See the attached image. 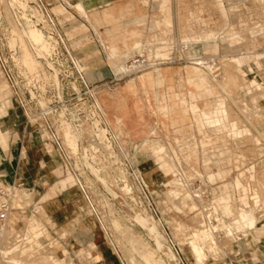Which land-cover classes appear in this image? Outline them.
<instances>
[{
    "label": "rangeland",
    "instance_id": "rangeland-1",
    "mask_svg": "<svg viewBox=\"0 0 264 264\" xmlns=\"http://www.w3.org/2000/svg\"><path fill=\"white\" fill-rule=\"evenodd\" d=\"M68 1L60 4L57 0H41V3L38 0H0V87L5 85L0 92V103L5 101L6 105H11L14 98L26 103L27 122L36 129L44 161L40 167L47 165L52 169L55 161H58L61 171L47 180L31 182L32 188L27 195L18 191L22 187L13 188L11 184L0 182V186L13 189V207L22 208L9 214V223H16L19 228L15 232L7 227L6 235L11 237L9 242H6V235L0 238V264H11L10 257L16 254L15 257L31 261L47 253L51 254L54 264H248L254 257V247H259L258 252L264 258V246L260 245L264 242V235L258 237L260 242L255 246H246L240 240L234 246V237H230L236 234L232 216H226L220 206V198L227 194L225 185L242 179L243 188L248 187L246 195L250 194L246 208H252L258 219L264 222V134L257 143L247 137L238 140L227 137L223 142L215 141L201 148L199 141L203 140V134L191 123L189 114L184 115V110L178 107V113L174 116L181 115L184 119L172 125L168 118L158 112V99L162 96L170 98L171 91L186 95L189 86L185 82L184 71L188 65L198 66L193 58L199 57L203 58L204 63L199 67L207 73H204L206 84H203L204 87L209 86L207 92L211 94L213 84L219 86L221 93L214 97L215 100L217 97L223 98L219 99L220 103L228 106L231 117H236L239 125H244L249 134L257 135L252 125L257 118L242 111L241 101L247 104L252 113L258 106L264 105L259 95V92H264V79L261 77L264 64V2L241 0L228 7L226 0H222L224 8L228 10L225 22L212 0H169L170 21L167 27L156 25L157 28L150 30L151 34H148V27L145 29L149 21L164 17L165 11L159 8L148 14L145 25L137 27L141 32L142 58L149 63L156 56L164 59L162 64L124 74L123 71L114 72L109 62L100 64V54L103 53H99L93 43L92 46L85 45L89 42L85 36L88 22L72 5H68ZM166 2L161 0L163 4L160 5L165 6ZM54 6H60L63 10L55 11ZM188 10L199 11L203 20H196L197 23H193L190 29L182 25ZM71 11L78 13L76 18L70 14ZM46 14L52 18V23ZM35 15L41 16L43 22L37 21ZM28 20L51 36V53L47 51L44 55H38L28 39L18 37L22 35V27H33L24 25ZM91 23L109 24L104 20ZM12 29H16L17 34ZM230 30L238 34L236 42L240 41V37L243 39L241 42L245 49H237L228 38H222ZM211 31L213 35L216 33L211 36L215 37L212 40L214 49L207 47L205 42L188 45L183 42L188 33L208 34ZM11 37L18 39L13 46L9 43ZM256 52L262 55L255 59ZM24 54L31 61L28 69L23 62ZM241 54L249 55L247 61L254 55L250 62L262 79L257 90H238L239 84L246 87L253 80L247 74H239L238 82L233 79L234 74L232 79L227 77L226 71L231 70L228 61L232 55ZM87 57L93 60V64H87ZM131 59L127 57L124 63L130 65ZM210 64L211 69H205ZM166 69L169 70L166 80L157 83V70ZM144 73H151L153 80L142 83L140 75ZM80 75L90 82L106 75L113 79L109 85L115 88L119 99H131L132 109L125 116L126 123L123 122L119 129L105 121L92 91L94 86H89L90 91L86 93ZM168 86H172V90ZM235 96L239 99H232ZM47 125L57 133L64 153L58 151L51 141ZM66 136L75 140L74 150L67 144ZM211 137L213 140L214 136ZM147 138H155L164 145L165 167L171 172L176 185L170 184L167 176L162 179L167 183L161 182L154 156L142 145ZM219 149L227 150L226 156L225 153L221 155ZM89 166L97 172L94 173ZM151 166L155 169H151ZM143 170H149L151 176L142 174ZM178 171L182 172V177ZM219 172L223 174L222 177L216 176ZM67 173L71 176L64 178ZM238 173H242L243 177H238ZM60 178L65 180L63 183L68 195L61 190L44 197ZM228 190V194L232 192L230 195H234L229 199L233 202L232 208H241L238 197L242 191ZM251 194L259 197L258 202L254 201L258 206L252 202L256 196L251 197ZM67 202H72L70 206L73 208L62 213L61 208ZM46 204L54 211V220L44 207ZM81 204L83 209L80 208ZM84 210L86 213H82ZM138 213L147 216L149 222H155L162 237L161 246L157 247L149 229L135 220ZM202 223L207 226L212 223L210 226L214 224L212 227L217 228L213 231L216 234L212 244L214 249H208V245L204 244L205 258L197 263L190 249V233L200 228ZM144 250L149 252L147 257L150 263L142 257ZM171 253L174 257L170 256ZM260 262L264 264L262 260Z\"/></svg>",
    "mask_w": 264,
    "mask_h": 264
},
{
    "label": "crops",
    "instance_id": "crops-1",
    "mask_svg": "<svg viewBox=\"0 0 264 264\" xmlns=\"http://www.w3.org/2000/svg\"><path fill=\"white\" fill-rule=\"evenodd\" d=\"M57 1L61 4V2L64 0ZM217 1L218 0H212V3L221 17ZM240 1L241 0H226V4L228 7H231L233 4H236ZM258 1L259 0H257V2ZM68 2L64 3L72 5L77 12L84 16V20L88 22L89 28L85 31V36L89 38V42L85 43V45L92 46L91 43H93L97 47V51L99 53H103L100 54V64H108V54L110 53L108 50H111V48L114 49L117 55L127 54L130 50H132L135 42H140L139 37L141 36V32L137 27L145 25L144 22L147 20L148 14L153 11V9H158V7L154 5L155 0H149V2L148 0H69ZM168 4L169 0H167L163 8L159 9L165 11V14H168L170 18ZM78 5L79 8L77 7ZM53 9L55 11L63 10V8L60 6H54ZM77 12L71 11L70 14L76 18L78 14ZM35 16L37 21L41 20L43 22L41 16ZM103 20L109 24L103 26L93 25L91 23L93 21L95 22ZM196 20L198 22L202 20L199 11L188 10L187 16L184 18L182 25L190 29L193 23H197ZM26 24L32 25L38 29L39 32H41L44 37V42L50 43L47 53H51V36L37 28L31 20H28L24 25ZM133 25H136V27H131ZM147 27L148 34H151L150 30L156 26L152 24V21H149L145 29ZM86 61L87 64H93V60L88 57ZM188 66L189 67L184 71L185 82L189 86V90L187 91L186 95L171 91L170 98L162 96L161 99H158V101H160V103L158 102V112H160L164 117L168 118L172 125L182 122L184 119V117L181 115L174 116L178 113V107L184 110V115L189 114V116H191V123L195 125L193 115L189 112V110H187L186 107L182 106L180 103V98L185 100L187 107L191 105L189 103H193L196 104L200 109H205L209 105L210 101H212L216 95L221 93L220 87L216 84L212 85V91L211 94H209L206 89L189 83L188 79L193 78L195 74L191 65ZM262 70L263 72H261V77L264 79V64ZM165 71L161 70L160 74L156 77L157 83L166 80V73H168L169 70L166 69ZM203 73L207 75L206 72L203 71ZM146 80L152 81V76L148 73L141 74L140 81L144 83ZM112 82L113 79L106 75L97 78L94 82L87 80L89 86H94L92 87V91L95 94L96 100L100 106V112L103 113L105 121L107 120L109 123H111L115 129H119L123 122L126 123L125 116L128 111H131L132 109V101L129 97L119 99V96L115 92V88L112 89L109 85ZM4 88L5 85L1 86L0 92ZM168 88L172 90V86H168ZM161 123L164 124V122ZM108 127L111 131H115L111 128V126ZM196 128L198 132L203 134V140H205V132L198 126H196ZM132 132H134V130H132ZM262 132L264 133V127L262 128ZM1 134L5 136V142H2L0 139V182L11 184V186L12 184H21L22 188L18 191H23V194L27 195V191L32 188L31 182L34 180L42 179V181H44L52 175L54 176L60 174V163H58V161H55L56 165L52 169L47 167L46 163L45 168L40 167V164L44 161L38 143L37 132L35 128H31L29 126L27 122V105L26 103H22L20 99L17 100L14 98L11 105H6L5 101L0 103V135ZM206 146H208V144ZM49 152L53 156L52 151L49 150ZM67 176L71 175L67 173L64 178ZM64 178H60L56 183H54L44 197H48L51 194L61 190H65L66 195H68L69 192L63 183L65 181L63 180ZM38 194H40V192H38ZM83 201L87 204L85 198ZM12 202L15 201L12 200ZM71 203L67 202L65 207L62 206V213H66V210L71 211L73 208L70 206ZM44 207L50 212L51 218H53L55 216L54 211L52 208H50L49 204H46ZM82 213H86V210L82 211ZM21 217L22 215L19 216V220L22 222ZM9 227L11 231L15 232L19 228L18 225L13 222L9 223Z\"/></svg>",
    "mask_w": 264,
    "mask_h": 264
},
{
    "label": "bare ground",
    "instance_id": "bare-ground-1",
    "mask_svg": "<svg viewBox=\"0 0 264 264\" xmlns=\"http://www.w3.org/2000/svg\"><path fill=\"white\" fill-rule=\"evenodd\" d=\"M217 2H218V9L221 13V16H223V18H224L223 20L226 22V20H227V12L226 11L227 10L224 8L223 1L218 0ZM259 2L263 3L264 0H259L258 3ZM160 4H163V3H161V0H155L154 5L158 8H163L164 6H162ZM77 7L79 8V5ZM168 12H169V10H168ZM169 21H170L169 15L165 14L162 19L152 21V24L155 26L158 25V27H161V26L167 27V24L169 23ZM12 32L14 34H17L16 29H12ZM212 32L213 31L208 32V34H206L207 32H205V34L203 32L202 34L200 33L201 35L199 33H196L199 35H196L194 33L193 34L188 33L185 35L183 42L185 43V45H188L191 43H197V42H200V43L205 42L207 44V47L214 49L213 45L215 47V44H214V42L212 44V40H213V38L215 39V37H211L213 35ZM252 33H254V32H252ZM21 34L22 35H20V36L18 35V37L22 38V36H23L26 39H28V41L31 42L32 45L34 46V50L36 51V53L38 55H44V52L48 51V48H49L48 46L50 45V43L44 42L43 35L35 27L28 26L27 29L22 27ZM215 34L213 36H215ZM237 37H238V34L236 32H234L233 30H230L225 35V37H222V38H228V41H230L232 43V45H234L235 47L237 46V49L238 48L240 49L243 45L241 42V40H243V39L240 37V41L236 42ZM17 40L18 39L15 37L9 38L10 45L13 46L14 44H16ZM238 40H239V38H238ZM233 41H235L237 44ZM238 42H241V43H238ZM243 43H244V41H243ZM140 44L141 43L138 41L135 42L132 50H130L127 54H123V55H117L113 48H111V50H108V51H110V53L108 54V61L110 63V67L113 69L114 72L123 71L125 74V72H133L137 69H141V68H144L146 66H151V65L155 64V63H150L148 65H142L140 62L139 63L133 62L136 54H140ZM244 44H246V43H244ZM242 48L245 49L246 47L245 48L242 47ZM258 52H256L257 55L255 56V59L258 55H262L261 53L259 54ZM248 53H250V52H248ZM251 53H254V52L251 51ZM248 56L243 55V54L238 55V56L232 55V57L228 61V63L231 65V70L228 71L229 69L227 68L228 70L226 72L228 74L227 77H229L231 79H232V76L234 74V76H233L234 80H236V79L239 80L238 79L239 74H241V76L246 75V74L249 75L253 80L251 82H249V84L246 87L244 85H242V83H241V85L239 84L237 87H238V90L245 91L247 89L248 92H250V91H253L252 88H256L255 90H257V88L260 87V83H261L262 79L260 78L259 73H258L255 65L250 62L251 59L254 58L253 57L254 55L252 56L250 61H247L250 58V57L248 58ZM127 57L132 58L130 60L131 61L130 65L129 64L127 65L126 63H124ZM167 59L168 58H165V60H167ZM153 60H159L160 63H158V64H162V60H164V59L156 58V56H154L152 61ZM193 60H194V64H196L198 66H191L193 71H194L195 76L193 78H189L188 82L192 83L193 85H197V87H202V88L207 89L209 86H207V85H206L207 87L203 86V84H206V82H205L206 76L204 75L201 67H199V66H202L204 64L203 58L194 57ZM23 62H24V64H26V68L28 69L29 64H31V61L26 54L23 55ZM48 64H50V63H48ZM206 65H208V64H206ZM211 66H212V64L207 66V68H205V69H211ZM160 72H161V70H157L156 77L160 74ZM148 74H150L152 76L151 73H148ZM260 89L261 88H259V90ZM259 95H260V99H263V101H264V92H259ZM237 96L239 97V95H237ZM238 97L235 96V97H232V99L233 98L239 99L240 97L239 98ZM217 99H218V97H217ZM219 99H221V98L219 97ZM219 99L216 101L215 98H213L212 101H210L209 105L207 107L205 106L206 107L205 109H200L196 104H191L189 107H187V105L185 104V100L180 98V103L182 104V106L186 107L187 110H189V112L193 115V120H194L195 125L200 127L205 132V140L199 141V147L202 148V147L206 146L207 144L214 143L215 141L223 142V140L227 137H229V138L231 137L230 139H233V140H238V139H241L243 137H247L250 141L257 143L259 141V137H262V135L264 134L262 132V128L264 127V107H263L264 105L261 106L260 108L258 106L259 109L257 108L252 113V110L247 106V104L244 101H241L242 111L246 114H249L252 118H257V120L253 124L250 120V123L254 126V128L257 131V135L254 136V135L249 134V130L246 127H244V125H242V126L239 125V122L236 119V117L235 118L231 117V115H230L231 113H229V111H228V106H225V104L223 102L220 103L223 98L221 100H219ZM211 135L214 136L213 140H212ZM0 139L2 142H5V136L3 134L0 135ZM66 140H67V144L72 148V150H74L75 149V140L73 139V137L66 136ZM142 145L146 149L150 150L152 155L154 156V158H155L154 163L156 164V166L160 170V176H159L160 180L164 179L167 176V177H169V180L171 181L170 184L176 185L177 182L174 181L175 179L171 175V172L169 171V169L167 167H165L167 163H165L166 160L163 159V156L166 153L164 151V145L161 144L155 138L144 139V142L142 143ZM192 148H195V146ZM225 148L228 149L227 146ZM225 148H223V149H225ZM220 151L221 152H219V153L221 155L225 153L224 156H226L227 152H225V151H227V150H223V151L220 150ZM210 155H212V154H210ZM85 157H86V154H85ZM226 161H229V160L227 159ZM167 162H168V160H167ZM86 164H89V163H86ZM175 164H177V163H175ZM170 165H171V163H170ZM150 168L155 169L152 166ZM90 169L92 171H94V173L97 172V170H94V168H92V167H90ZM177 169H178V166H177ZM141 173L144 175H147V176H151V172L149 170H145V171L143 170V171H141ZM181 173L179 172L180 177H182ZM194 173H195V171H194ZM95 175H97V174H95ZM211 175L213 176V173H211L210 176ZM216 176L222 177L223 174L221 172H219L216 174ZM241 176L243 177L242 173H240L238 175V177H241ZM176 177L177 176H175V178ZM240 180H242V179H240ZM240 180L235 179L231 183L228 182V183H230L228 186L225 185V187L227 188V194L223 195L220 198V206L222 208L221 210L223 211V213L226 216H228V217L232 216L233 228H234L236 234H233L234 236H230V237H231V239L234 237L232 239V243L234 244V246H237V242L239 240L242 241L246 246H248V245L255 246L260 242V239L258 237L264 235V222L260 221L258 219V217L255 215L254 210L252 208H246V205L248 203V201H247L248 196L250 194L246 195L248 187H244L245 188L244 189L243 184L241 183ZM256 180H257V182H260V181H258V179H256ZM254 181H255V179H254ZM161 182L165 184V183H167V180H162ZM260 183H258V184L256 183V184L259 185ZM80 188H83V187L81 186ZM230 188L233 190L237 189V190L242 191L241 192L242 194H240V197H238L239 199L237 198L239 200V202L241 203V204L239 203L241 205V208H239V209H233L232 207H234V206H231L233 204V202L232 201H231L232 203L230 202V200H231L230 196L233 197L234 195L233 194H232L233 196L230 195L232 192L230 194H228V191H230L228 189H230ZM194 194H196V193H194ZM255 194H257V192ZM253 196H256V198H255L256 200L255 199L253 200V198H250V199H251V201L253 200L252 202H254V201L256 202L257 199H259V197L257 198V195L251 194V197H253ZM11 198H12V196H11ZM182 199H184V198L182 197ZM234 200L236 201V198H234ZM229 203H231V204H229ZM254 203H253V207H255L254 205L257 204V203H255V204ZM257 206H258V204H257ZM80 208H82V209L84 208L82 204L80 205ZM135 218H136L135 220H137L140 224H142L143 226H145L149 229V231L151 232V234L153 235V237L157 243L156 244L157 247L161 246V240L160 239L162 237L156 228L155 222L154 221L149 222L148 217L143 216L140 213L136 214ZM210 225L207 226L204 223H202L200 228L198 227V229L196 228L192 233H190V234H192L191 240L189 241L190 249H191V252H192L193 256L195 257V260L197 263H201L202 260L205 258V253H204V248H203L204 244L208 245V249L209 248L214 249V247L212 248V244L215 242V235L216 234H214L213 231H214V229L216 230L217 227L216 228H215V226L212 227L214 224L212 226H210ZM216 225L219 226V224H216ZM117 228L120 229L118 226H117ZM218 229H219V227H218ZM227 235L228 234H226V236ZM260 245L264 246V242H263V244H260ZM254 249H256L255 253H254V257L250 260V262L248 264H261L260 260H262L264 262L263 255H261L258 252L259 247L258 248L254 247ZM17 251H19V249ZM17 251H15V252L17 253ZM147 253L149 254V252H147V250L142 251V257H144L145 260L148 263H150V259L147 257L148 256ZM259 255H261V256H259ZM15 256L10 257L11 259L9 258L11 260V261H9V263H11V264H54L53 263L54 260L52 259V256L49 253L40 254L36 259L31 260V261L25 260L21 257H15ZM170 256L174 257V255L172 253Z\"/></svg>",
    "mask_w": 264,
    "mask_h": 264
},
{
    "label": "built area",
    "instance_id": "built-area-1",
    "mask_svg": "<svg viewBox=\"0 0 264 264\" xmlns=\"http://www.w3.org/2000/svg\"><path fill=\"white\" fill-rule=\"evenodd\" d=\"M38 1L41 3V0H38ZM46 16H47V19L49 20V22L52 23V18L48 14H46ZM57 36H58V38L61 41L60 35L57 34ZM133 62H136V63L140 62L142 65H148L150 63H155V64L160 63L159 60H153V61L148 63V61H146L144 58H142V54L141 55L137 54L135 56ZM79 78H80L81 82L83 83V85L85 86V89H87L86 93H89L90 90H88V87H89L88 83L83 78V76L80 75ZM47 128H48V130L50 132L51 141L55 145L56 149L58 151H61L62 153H64L62 144L60 142V139H59L57 133H55L53 130H51L50 126H48V125H47ZM12 186L13 187L16 186V187L20 188L21 184H12ZM81 190H83V189L81 188ZM12 194H13V189L10 188V186L7 187V188L0 186V238H4L5 235H6L7 227L9 229V220H8L9 219V214L12 211L17 210L18 208L20 210L22 209L21 207H16V208L13 207V202L11 200ZM5 239H6V242H9L11 237L9 235L8 236L6 235Z\"/></svg>",
    "mask_w": 264,
    "mask_h": 264
}]
</instances>
